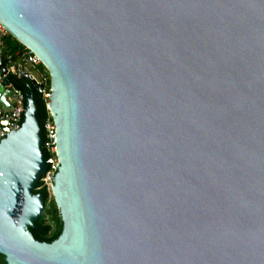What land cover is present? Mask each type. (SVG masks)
<instances>
[{"label": "water", "instance_id": "water-1", "mask_svg": "<svg viewBox=\"0 0 264 264\" xmlns=\"http://www.w3.org/2000/svg\"><path fill=\"white\" fill-rule=\"evenodd\" d=\"M0 21L50 74L63 222L50 243L29 230L50 163L20 91L6 264H264V0H0Z\"/></svg>", "mask_w": 264, "mask_h": 264}, {"label": "built area", "instance_id": "built-area-1", "mask_svg": "<svg viewBox=\"0 0 264 264\" xmlns=\"http://www.w3.org/2000/svg\"><path fill=\"white\" fill-rule=\"evenodd\" d=\"M8 34V30L0 21V48L4 49V37ZM4 62L5 71H2L0 68V84L3 86L4 90L10 91L11 93L6 98V102L8 103L6 107H4L0 102V140L12 130H18L22 124L23 116V96L20 94V91L14 87L12 82L8 80V73L15 75L16 77H29L35 84H37V86H40L41 88H43V84L48 80L50 75L48 69L44 66L39 57L26 46L23 50L15 54L5 52ZM49 94L50 92H45L43 94L45 100L47 101L46 106L48 110ZM49 114V118L45 120L44 129L46 142H44L42 147L46 148L47 152L50 154L47 159L50 164L40 180L42 183L41 185L52 193L53 185L51 176L54 177L53 173L59 160L55 143L56 124L50 110Z\"/></svg>", "mask_w": 264, "mask_h": 264}, {"label": "trees", "instance_id": "trees-1", "mask_svg": "<svg viewBox=\"0 0 264 264\" xmlns=\"http://www.w3.org/2000/svg\"><path fill=\"white\" fill-rule=\"evenodd\" d=\"M4 51L6 53H17L25 48V46L16 40L12 35L8 34L4 37ZM8 80L12 82L14 87L21 91L25 96V106L27 107V99L30 96L34 97L37 110V120L40 124V127L43 129L44 122L49 118V110L47 109L46 103L43 94L45 92H50L51 89V78L50 75L48 80L43 84L42 94L40 93V86H37L32 79L29 77H16L15 75L8 76ZM32 92V95H31ZM24 122V114L22 116V123ZM42 139L45 141L46 136L45 132L42 131ZM43 153L45 158L50 156V154L43 148ZM41 180L38 181L33 194H41L44 197V212L38 221L34 222V227L29 228L33 237L40 242H52L58 238L63 229V222L60 216L59 209L56 205L53 195L41 185ZM49 219L46 220V219ZM0 264H6L5 258L3 255H0Z\"/></svg>", "mask_w": 264, "mask_h": 264}, {"label": "crops", "instance_id": "crops-1", "mask_svg": "<svg viewBox=\"0 0 264 264\" xmlns=\"http://www.w3.org/2000/svg\"><path fill=\"white\" fill-rule=\"evenodd\" d=\"M1 60H4V56L1 55V52H0V61H1Z\"/></svg>", "mask_w": 264, "mask_h": 264}, {"label": "rangeland", "instance_id": "rangeland-1", "mask_svg": "<svg viewBox=\"0 0 264 264\" xmlns=\"http://www.w3.org/2000/svg\"><path fill=\"white\" fill-rule=\"evenodd\" d=\"M51 195H52V193H50ZM46 220H48L49 221V219L47 218Z\"/></svg>", "mask_w": 264, "mask_h": 264}, {"label": "flooded vegetation", "instance_id": "flooded-vegetation-1", "mask_svg": "<svg viewBox=\"0 0 264 264\" xmlns=\"http://www.w3.org/2000/svg\"><path fill=\"white\" fill-rule=\"evenodd\" d=\"M42 148H43V147H42ZM38 220H39V219H38ZM38 220H37V221H38Z\"/></svg>", "mask_w": 264, "mask_h": 264}]
</instances>
